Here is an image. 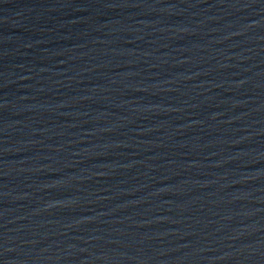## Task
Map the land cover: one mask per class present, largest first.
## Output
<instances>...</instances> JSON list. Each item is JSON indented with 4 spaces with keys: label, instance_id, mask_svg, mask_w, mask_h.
Wrapping results in <instances>:
<instances>
[{
    "label": "water",
    "instance_id": "water-1",
    "mask_svg": "<svg viewBox=\"0 0 264 264\" xmlns=\"http://www.w3.org/2000/svg\"><path fill=\"white\" fill-rule=\"evenodd\" d=\"M0 264H264V0H0Z\"/></svg>",
    "mask_w": 264,
    "mask_h": 264
}]
</instances>
